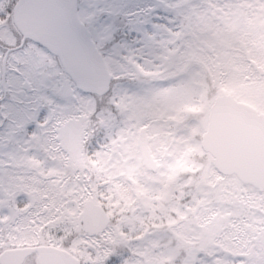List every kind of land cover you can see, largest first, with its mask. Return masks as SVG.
<instances>
[{
	"label": "rangeland",
	"instance_id": "rangeland-1",
	"mask_svg": "<svg viewBox=\"0 0 264 264\" xmlns=\"http://www.w3.org/2000/svg\"><path fill=\"white\" fill-rule=\"evenodd\" d=\"M13 1L3 8L8 25L11 22L6 17ZM205 1L189 0L188 9L184 3L172 0H78L81 21L98 50L108 45L103 57L111 74L117 76L115 98L111 101L113 95L102 97L96 111L95 98L72 84L69 95H60L66 75L41 45H24L10 53L8 60L6 57L8 97L4 107L0 106L1 116L7 117L0 124V253L36 245L63 248L66 244L53 238L62 229L70 232L66 239L69 245L63 249L81 264L105 260L111 252L126 247L132 252L126 264H159L167 245L162 240L163 231L151 227L137 240H131L128 234L135 221H140L142 213L154 204L153 193H161L168 185L169 197L177 196L187 181L185 199H189L186 205L190 212L166 226L172 241L191 244V258L198 256V247H206L205 258L213 257L212 264H264V192L217 172L208 153L199 147L208 107L222 91L264 110V0ZM159 6L169 14L170 24H174L176 13L188 17L186 27L180 22L176 31L161 29L165 37L162 43L143 36L140 27L141 20ZM118 13H126L128 19L121 16L116 22L113 15ZM132 27L140 36L129 41L140 52L133 54V60L124 42ZM1 30L0 35L7 36ZM8 42L13 40L6 38ZM188 58L207 70L219 90L214 96L208 90L211 97L204 108L193 105L184 111L180 104L191 100L194 92L189 80L196 74L194 67L185 69ZM156 59L162 64L157 66ZM144 66L149 69L146 73ZM136 79L140 80L138 85ZM1 87L0 95L2 89L5 91ZM106 111L111 119L103 116ZM120 112L123 119L115 121L113 116L118 119L116 113ZM90 116L95 124L101 119L107 124L108 141L99 153L101 166L97 169L104 173L108 188L123 204L115 202L105 207L110 224L95 236L82 233L80 224L83 203L87 199L95 201L96 195L82 158L83 134L92 129ZM142 127L148 135L150 153L159 164L156 172L144 169L137 149L136 138ZM29 128L30 135L24 134ZM66 166L73 174L65 172ZM104 197L110 201L109 196ZM21 199L24 204L19 206ZM37 200L44 209L42 221L30 214ZM236 200L242 205L237 206ZM176 201L177 197L171 200L172 209ZM256 207L259 214L254 211ZM126 210L125 217L121 216ZM253 215H257L255 219ZM224 222H228L229 242L210 248L209 242H215L217 228ZM91 250L96 252L92 260L88 256ZM217 252L224 255L217 256ZM229 256L232 259H226ZM34 260L35 256L27 257L25 264Z\"/></svg>",
	"mask_w": 264,
	"mask_h": 264
},
{
	"label": "water",
	"instance_id": "water-1",
	"mask_svg": "<svg viewBox=\"0 0 264 264\" xmlns=\"http://www.w3.org/2000/svg\"><path fill=\"white\" fill-rule=\"evenodd\" d=\"M77 5L78 0H16L12 21L22 35L17 48L29 39L58 58L67 75L59 92L61 96L70 93L68 83L71 81L77 90L100 97L109 90L112 74L88 27L79 18ZM9 50L6 49L1 61L4 90ZM85 52L93 56L86 76L78 70L79 57ZM200 143L202 149L212 156V165L217 172L235 175L242 184L264 191V113L222 91L209 105L206 129ZM136 145L143 167L151 172L157 171L159 164L149 151L144 127L138 131ZM80 222L83 233L95 236L106 229L110 217L102 205L87 199L82 206ZM32 254H35L37 264H81L72 253L53 245L5 249L0 253V264H23Z\"/></svg>",
	"mask_w": 264,
	"mask_h": 264
},
{
	"label": "trees",
	"instance_id": "trees-1",
	"mask_svg": "<svg viewBox=\"0 0 264 264\" xmlns=\"http://www.w3.org/2000/svg\"><path fill=\"white\" fill-rule=\"evenodd\" d=\"M172 1H177L178 4L184 3L188 9L190 7L189 0H172ZM205 2L207 4H210L209 0H206ZM174 5H172L171 7H173ZM121 16L124 17V20H126V18L128 19V16L126 15V13L115 14V15H113V19L116 20V22H117L118 19L119 20L121 19ZM168 17H169V14L167 13V11L164 10L163 7H161V6L157 7L156 11L152 12V14H149L148 16L146 15L145 19L141 20V22H142V26H140L141 30H142L141 34L143 36H146L148 38H152L153 40L162 43V41H164L165 37L162 36L163 34L161 32V29H164V32L168 31L170 33L169 29L176 31V27L180 22L183 24L184 27L188 26V25H185L187 23V20H188L187 16H185V17H184V15L179 16V13H176V16L173 19L174 24H170ZM6 18H7V22H9L8 20H10V11L8 12ZM129 31L131 34L130 36H129ZM139 37L140 36L138 35V29L136 27L135 28L134 27L129 28L128 39L125 40L124 42H125V50H126V52H131L130 56H131L132 60L134 59L133 54L135 55V52L136 53H140V52H139V50H137V48L135 46H133V44H130L129 41H131V40L133 41V39H137ZM164 46L167 47V44ZM163 55H165V54H163ZM178 55H179V53L177 51V56ZM55 58L57 60L58 65L60 66L57 57H55ZM155 61H156L157 66L162 64V61L160 59H156ZM141 62L144 64V61H141ZM186 64L187 65H186L185 69H187V67L188 68L189 67L195 68L196 74L194 75V77L192 79L189 80V85L191 86V89L194 93L191 95V98H190L191 100L186 101L183 104H180V108H181V110H184V111L192 108L193 105H196L197 108H199L201 106H202V108H204L207 105L206 104L207 99H210L211 96H214L215 94H217L218 93L217 90H219V89L217 87H215V85H213V83H212L213 80H211L210 75L208 74L207 70L198 61L190 60L188 58V60L186 59ZM139 70L141 73L143 70L142 67H139ZM146 71H149V69H147L145 67L144 73H146ZM116 78H117V76L112 75L110 88L101 97H97L94 94H88V96L94 97L96 100V102H95L96 106L93 108V109H95L94 111H96V109L100 107L101 100H103V99H101L102 97H104V96L109 97V95H113V98H111V101H112V99L115 98L116 91L114 89L115 88L114 85H116V83H117ZM179 79L180 78H177L178 83H179ZM135 81H136L135 82L136 85H138L140 82L139 79H136ZM210 89H211L212 93H211V96L209 97L208 96V90H210ZM96 97L100 98V99H96ZM103 116L106 117V119H108V118L111 119V114L109 111H106V113L103 112ZM116 116L118 119H115V117L113 116L115 121L118 120V122H119V119L121 117L123 119L122 112H120V114L116 113ZM90 118L92 121V124H91L92 129H91V131H89L90 130V128H89L88 129L89 132L86 130V133L83 134V137H82V143H83L82 158L84 159L85 165L88 167L89 178L87 180L89 181L90 184H93L92 186L96 190L95 201L102 204V206L104 208L105 207L110 208V205L113 206V204H115V202H117L119 204V201H118V198L116 197L115 191L112 188H110V189L108 188L107 185H108L109 181H108V179H106L105 176H103L104 173L99 172L97 169V166L100 165V160L98 158L99 153H100V151H102L103 146H105V144L108 141V136H106L107 124H106V122H104L103 119L100 120L99 124H97V123L95 124V121H94L95 118L91 117V116H90ZM181 123H182V121H181ZM31 132H32V130H31V128H29L28 130H26V132L24 134L30 135ZM199 147L202 150L201 146H199ZM208 156L210 157L209 154H208ZM65 172H70L71 174H73L74 171L72 170V168L70 166H66ZM224 176L227 177L229 175H224ZM231 176H233V175H231ZM167 184H170V182H167ZM185 184H187V181H184L182 183V186H183L182 192L181 193L177 192V196H174V197H169L170 194H169V186L168 185H167V187L164 186V189L161 193H159V194L153 193L152 197L154 200L153 201L154 204L151 205V207L149 208V211H144L142 213L140 221H135L132 233L128 234V236L131 238V240H137V238L139 236H142L144 233L147 232V229H149L151 227L157 229L158 231H163L165 233V236L162 238V240H164L167 245L172 244L175 247L177 246V250L175 247H171V246L167 247V245H166V249H164L165 253H163L164 254V257H163L164 260H161V262L159 264H210L209 258H205V255L207 252L206 247H198L197 248L198 249V256L196 255L195 257L191 258V256H192L191 255V250H192L191 244L187 245L189 243L186 244V242H183V241H175V240L172 241L171 236L168 234L171 232V230L170 231L168 230L169 232L166 233V231H167L166 226L168 225V223L175 222L176 218H177V220L183 219V218L187 217L189 212H190L189 206L186 205V204H188L189 199H185V193L187 190L185 187ZM104 196H109L110 201L107 202V200ZM175 197H177V201H176L177 205L175 208L172 209L170 207V202ZM157 199L160 202V205L157 204ZM23 200L24 199L18 200L21 202L17 203V205H19V206L23 205L24 204ZM105 205H107V206H105ZM119 205L123 206L122 201H121V204H119ZM236 205L241 206L242 202L239 200H236ZM128 206L132 207V203H130ZM105 209H107V208H105ZM254 211L257 214L260 213L258 211L257 207L254 208ZM123 212L124 213H122L121 216L125 217L127 210L123 211ZM256 216L257 215H253L252 217L255 219ZM235 218H236V216H234L232 219H235ZM226 221H228V218H226ZM57 225H59V224H57ZM48 231L50 232V230H48ZM69 234H70V232L68 233L67 231L59 229L57 234L53 235V238L57 237L60 240V243H64L68 246L69 243L66 241V239L69 237ZM50 235H52V234H50ZM66 245L63 248H65ZM131 253H132L131 249L126 247V248H123V250L121 252H116V253L114 251L111 252L109 257H107V259H105V260L97 261V262H95V260H94L92 264H113V262H115V264H126V263L130 262ZM88 256H90L91 257L90 260H92L96 256V252L91 250V252H89ZM83 257L85 258V256H83ZM167 258H170V259H167ZM158 259H159V257H158ZM25 263H26V260L23 264H25ZM32 264H36V260L32 261ZM245 264H248V263L246 262Z\"/></svg>",
	"mask_w": 264,
	"mask_h": 264
},
{
	"label": "flooded vegetation",
	"instance_id": "flooded-vegetation-1",
	"mask_svg": "<svg viewBox=\"0 0 264 264\" xmlns=\"http://www.w3.org/2000/svg\"><path fill=\"white\" fill-rule=\"evenodd\" d=\"M15 3V0L11 3V9H10V23L8 25V23H6V21H4V18H5V15H6V10L3 9L4 6H7V4L9 5V0H0V17L2 18L1 19V22H0V30L3 29L4 32H6L7 36H2L0 35V51H1V58L3 56V54H5V51L7 48H10V50L8 51L6 57H7V60L9 59L10 57V53H13L19 49H22L24 48V45H28V44H33V42H31L30 40L28 39H25L22 43V46L17 48V46L21 43V38H22V35L21 33L17 30V28L14 26L13 24V21H12V8H13V5ZM1 30V31H3ZM6 38L10 39V40H13V42H8V43H5V40ZM13 43V44H12ZM16 47V48H15ZM9 68L7 67V62H6V65H5V77H4V85L6 83V78L9 74ZM66 81V77L64 79V83ZM24 87H25V90L27 93L30 92L29 88L27 85L23 84ZM71 85V83L69 84V86ZM1 62H0V87H1ZM2 89V87H1ZM29 90V92H28ZM1 95H0V106H3V101L8 97V93H6V89L5 91H3V89L1 90ZM242 101H245L249 104H251L252 106H254L259 112H263L264 113V110L261 109L258 105L252 103L251 101L249 100H242ZM2 107V110L4 111V108ZM4 114V112H3ZM6 116H1L0 114V119H1V123L0 124H3L5 121H6Z\"/></svg>",
	"mask_w": 264,
	"mask_h": 264
},
{
	"label": "clouds",
	"instance_id": "clouds-1",
	"mask_svg": "<svg viewBox=\"0 0 264 264\" xmlns=\"http://www.w3.org/2000/svg\"><path fill=\"white\" fill-rule=\"evenodd\" d=\"M213 198H215V194H213ZM21 212H23V209H21ZM31 215H35L37 219L43 220L44 219V209L40 206V201H36V207L33 209V211L30 213ZM216 228V226H214ZM228 228V222H224V226L217 228V236L215 238V242L210 241L209 247L214 248L216 243H223V242H229L227 241V232ZM217 256H223L224 254L222 252H217ZM226 259H232V257H226ZM213 257H209V262L212 264Z\"/></svg>",
	"mask_w": 264,
	"mask_h": 264
},
{
	"label": "snow or ice",
	"instance_id": "snow-or-ice-1",
	"mask_svg": "<svg viewBox=\"0 0 264 264\" xmlns=\"http://www.w3.org/2000/svg\"><path fill=\"white\" fill-rule=\"evenodd\" d=\"M108 45H103L101 48H99V52L101 55H103V49L104 47H107ZM92 54H89L87 52L82 53L79 57V61H78V70L81 74L83 75H87L90 71V64L92 62ZM113 264H115V262H113Z\"/></svg>",
	"mask_w": 264,
	"mask_h": 264
}]
</instances>
